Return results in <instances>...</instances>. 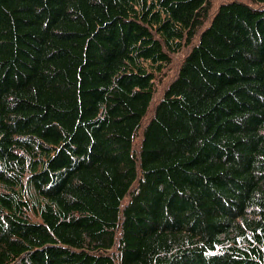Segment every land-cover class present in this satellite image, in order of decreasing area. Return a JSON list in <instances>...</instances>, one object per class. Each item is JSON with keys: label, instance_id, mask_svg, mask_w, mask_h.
Here are the masks:
<instances>
[{"label": "trees", "instance_id": "16d2710c", "mask_svg": "<svg viewBox=\"0 0 264 264\" xmlns=\"http://www.w3.org/2000/svg\"><path fill=\"white\" fill-rule=\"evenodd\" d=\"M212 2L0 0V264H264V0Z\"/></svg>", "mask_w": 264, "mask_h": 264}, {"label": "rangeland", "instance_id": "374dc122", "mask_svg": "<svg viewBox=\"0 0 264 264\" xmlns=\"http://www.w3.org/2000/svg\"><path fill=\"white\" fill-rule=\"evenodd\" d=\"M222 0H214V3L212 2V10H214L217 6H218V4H219V2H221ZM182 53V52H181ZM181 53H178V54H176V55H174V57H173V63H172V71L170 72V73H168L169 75H167L163 80H162V82L161 81H157V86H156V88L158 89L157 90V92L154 94V101H156L160 96H161V94H162V91H163V88L165 87V85L167 84V82L174 76V74H176V65H177V59H178V56H179V54H181ZM180 60V59H179Z\"/></svg>", "mask_w": 264, "mask_h": 264}, {"label": "bare ground", "instance_id": "6f19581e", "mask_svg": "<svg viewBox=\"0 0 264 264\" xmlns=\"http://www.w3.org/2000/svg\"><path fill=\"white\" fill-rule=\"evenodd\" d=\"M136 140V139H135Z\"/></svg>", "mask_w": 264, "mask_h": 264}]
</instances>
